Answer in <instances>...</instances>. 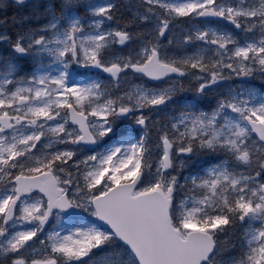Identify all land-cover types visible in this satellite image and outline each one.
<instances>
[{
    "label": "snow or ice",
    "instance_id": "obj_1",
    "mask_svg": "<svg viewBox=\"0 0 264 264\" xmlns=\"http://www.w3.org/2000/svg\"><path fill=\"white\" fill-rule=\"evenodd\" d=\"M0 264H264V0H0Z\"/></svg>",
    "mask_w": 264,
    "mask_h": 264
}]
</instances>
